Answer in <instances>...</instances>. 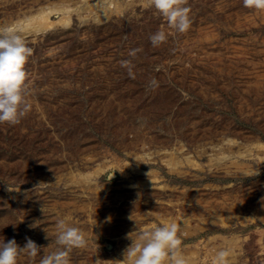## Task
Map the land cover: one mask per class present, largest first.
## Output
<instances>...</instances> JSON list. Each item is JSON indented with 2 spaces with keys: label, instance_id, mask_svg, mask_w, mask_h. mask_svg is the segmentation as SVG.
Instances as JSON below:
<instances>
[{
  "label": "rangeland",
  "instance_id": "obj_1",
  "mask_svg": "<svg viewBox=\"0 0 264 264\" xmlns=\"http://www.w3.org/2000/svg\"><path fill=\"white\" fill-rule=\"evenodd\" d=\"M120 1L121 14L0 0L16 28L57 8L48 27L18 28L31 106L0 124V242L31 238L41 252L17 264H39L63 218L87 241L70 264H129L140 232L175 222L192 264L225 248L229 264H264V10L186 0L179 33L147 0Z\"/></svg>",
  "mask_w": 264,
  "mask_h": 264
},
{
  "label": "clouds",
  "instance_id": "obj_2",
  "mask_svg": "<svg viewBox=\"0 0 264 264\" xmlns=\"http://www.w3.org/2000/svg\"><path fill=\"white\" fill-rule=\"evenodd\" d=\"M147 4L165 18L170 28L179 33L189 30L190 8L185 6L186 0H147ZM243 6L264 10V0H243ZM20 31L13 26L0 25V124L15 125L31 106L24 89L28 81L25 65L33 50L27 46ZM150 40L153 46H158L167 40V34L164 30H157ZM137 51L132 50L130 55L135 56ZM129 65L130 61H121L122 67ZM129 75H132L130 69ZM152 83L155 84V81ZM261 199L264 200V197ZM179 231V226L172 222L140 232L137 240L131 239V245L124 252V260L129 264H187L180 247ZM25 239L23 246L14 238L6 243L0 242V264H17L21 254L35 258L41 252V246L31 238ZM86 243L85 234L80 228L71 226L63 218L58 219L55 238L57 248L44 255L39 264H70L73 249L84 248ZM229 256V249H220L215 253L212 264H229ZM102 261L97 259L95 264H102Z\"/></svg>",
  "mask_w": 264,
  "mask_h": 264
},
{
  "label": "bare ground",
  "instance_id": "obj_3",
  "mask_svg": "<svg viewBox=\"0 0 264 264\" xmlns=\"http://www.w3.org/2000/svg\"><path fill=\"white\" fill-rule=\"evenodd\" d=\"M62 1L66 2V0H62ZM91 1H98V0H69V3H71V2L80 3L81 2L84 5L88 4V9L90 10V13H93L94 11L95 12H101V13L109 11V12H116L119 14H121V12L124 8V5L125 6L127 5V3L125 1L122 2L120 0H108L107 3L105 1L101 0V4L99 3L96 5L95 4L89 5V3ZM111 2H116L115 4H117V6L114 5L115 7L113 9H111L110 6H108V4H111ZM129 5L130 4H128L127 6H129ZM56 11H57V8H54L53 10L46 12L45 15H39L36 18L32 17V16L26 17L24 21H22V19H17V27L18 28H35L36 30H42V28L48 27V24L51 23L48 21L49 17L53 12H56ZM25 21H27L28 23L25 24ZM68 21H70L69 17H65L64 19L60 20L61 24H64V25L68 24L69 23ZM175 164H177V162ZM230 254H232L231 251H230ZM233 257H234V255L232 256L231 259H234ZM232 261H234V260H232ZM187 264H192V262L188 259Z\"/></svg>",
  "mask_w": 264,
  "mask_h": 264
}]
</instances>
